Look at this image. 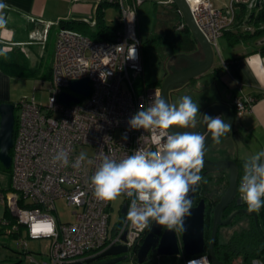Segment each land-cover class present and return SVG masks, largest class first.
Here are the masks:
<instances>
[{
	"label": "built area",
	"instance_id": "2783aa9c",
	"mask_svg": "<svg viewBox=\"0 0 264 264\" xmlns=\"http://www.w3.org/2000/svg\"><path fill=\"white\" fill-rule=\"evenodd\" d=\"M106 1L119 10L121 27L115 39L93 41L73 30L61 29L57 34L48 105H40L34 97L16 105L20 114L16 116L12 148V187L0 193V200L6 204L15 223L7 219L1 223L26 253L29 250L26 238L47 241L43 260L38 262L32 258L35 264H78L116 246L129 248L132 260L137 262L133 264H139L137 253L151 231V227L139 233L124 227L126 213L122 210L130 203L124 196H121L120 220L112 227L113 201L94 198L90 181L105 155L119 161L138 148L156 149L152 134L143 129H130L128 120L141 104L147 107L155 92L161 93L160 87L149 86L147 82L138 93L134 82L145 76L138 8L147 0ZM156 1L161 5L174 4L173 0ZM186 1L196 26L218 54L219 40L235 23L238 7L252 9L257 5V0H231L229 6L219 8L211 0ZM177 14L183 17L180 9ZM134 48L135 57L129 58ZM101 75L107 76L106 81ZM84 79L91 84L88 97L70 91L72 81ZM64 92L79 97L81 102L64 105L59 98ZM256 102L253 96L236 99L238 116L245 115ZM87 148H93V155L87 154L86 161L77 167V157ZM60 149L68 152L66 166L53 163ZM59 199H66L67 205L75 209L73 222L63 224L52 215L57 212ZM38 222H51L53 232L36 234L34 225ZM22 229H25V238ZM177 235L181 243V233ZM182 255H185L183 251L178 256ZM202 255L213 264L208 252ZM189 260H184L183 264Z\"/></svg>",
	"mask_w": 264,
	"mask_h": 264
},
{
	"label": "clouds",
	"instance_id": "9594fccd",
	"mask_svg": "<svg viewBox=\"0 0 264 264\" xmlns=\"http://www.w3.org/2000/svg\"><path fill=\"white\" fill-rule=\"evenodd\" d=\"M3 7L0 4V9ZM5 23L4 17L0 16V27ZM134 57L135 48L129 58ZM106 77L101 75L102 80L106 81ZM201 125L206 126V132L197 131ZM128 126L132 130L143 129L151 133L156 149L138 148L119 161L103 156L90 178L94 198L102 202L115 201L121 196L128 198L130 203L123 224L138 233L149 229L153 223L170 232H186V218L192 215L193 208L190 193L201 182L206 183L200 175L204 167L206 139L210 134L211 141L219 144L221 138L231 131V125L223 116L200 113V105L193 102L191 96L185 95L178 103H169L160 92H155L147 107L141 104L128 120ZM86 159V154L81 152L76 166ZM57 162L66 166L68 152L64 149L57 151L53 163ZM238 192L249 213H259L264 207V150L243 163ZM38 228L46 230L41 233ZM34 232L51 234L53 224L38 222L34 225ZM187 264H209V260L202 255L190 259Z\"/></svg>",
	"mask_w": 264,
	"mask_h": 264
},
{
	"label": "crops",
	"instance_id": "0c3cea01",
	"mask_svg": "<svg viewBox=\"0 0 264 264\" xmlns=\"http://www.w3.org/2000/svg\"><path fill=\"white\" fill-rule=\"evenodd\" d=\"M105 1L106 0H0V4L4 5V7L0 9V16H3L6 21L5 25L0 27V43L4 51H23L27 60H32V55L30 54L32 51L34 55L33 61L36 63V66H38L39 61L43 57V52H41L40 47L45 50L47 42L51 38L50 35L52 31L56 29V33L58 34L62 29L60 24H58L59 21L82 20L94 27L96 25V10L98 6ZM211 1L219 8L227 6L220 0ZM68 4H71V7H68V13H65L64 10L67 8ZM114 8L116 9V7ZM110 11L111 10L105 11V22L113 26L118 25L119 14L115 16V22L117 23H111L107 19V12ZM257 12L258 10L251 11V8L248 7V18L251 17L252 13L256 14ZM168 21L167 23L161 20L159 22V26L162 27L163 32L169 31ZM258 28L263 29L261 25ZM258 28L255 22L249 23V19L239 27L233 25L229 28L232 33L238 35V38L236 40L233 38L231 39L232 42L228 44L230 46L228 49L232 48V46H243V50L239 54H228L229 58H225L220 53V63H218L217 66L214 63L213 68L206 72L205 75L194 78L195 81L192 87L201 92L199 94L201 97L192 98L193 102L200 105V113L205 114L213 107L224 106L231 112V115H233L231 131L221 138L219 144L215 142L212 143L206 152L207 158L213 161L227 160L233 163L235 162L238 164V168L239 164H243L246 159L256 152L264 150V54L261 52V49L264 48V33L260 35L257 34ZM173 29L175 32L181 31L178 27H173ZM241 29L243 37H239ZM139 33L142 38L140 21ZM225 34L220 38V41L229 39ZM191 40L194 43L193 51L178 53L184 56L177 54V56L182 59V62L176 61L175 57H171V59H173L171 63H177L175 71H172L171 75L181 74V72L193 69V67L205 61L206 55L204 50L200 43L194 38L193 34ZM143 42L142 38V45ZM142 58L144 59L146 74L144 45L142 48ZM167 77L168 76L162 81ZM12 78V76L4 74L0 68V102L5 101L11 103V101H13L9 91ZM178 88L177 86L174 89L178 90ZM245 96H253L257 98V102L251 109L245 112V115L240 117L237 114L235 100L244 98ZM178 101L174 100L173 103H178ZM220 114L223 115V113ZM223 116L225 119V115ZM200 118L198 114L197 119L199 120ZM11 175L12 174L5 169L3 163L0 162V193H6L11 190ZM208 177H210L209 180H211L212 177H217L215 179L217 182L219 180L217 183L218 187L216 186L217 188L214 187V189L211 188L217 194L223 195L227 191L224 189V183H226L227 180L230 181L231 176L229 169L219 174H211ZM241 211L243 212L241 215L234 216V218H236L235 224L238 223L240 226L235 232L248 229L251 225L250 213L247 211V206H243ZM4 219L12 222L13 217L7 209L6 204L0 200V236L3 239H5L4 236L7 235L6 227L1 223ZM29 250L27 256L33 258L34 252ZM46 251L43 252V256L38 262L43 260ZM9 257L7 253H0V264H6ZM237 260L241 261V264H244L242 258L239 257ZM254 264L256 263L254 262Z\"/></svg>",
	"mask_w": 264,
	"mask_h": 264
},
{
	"label": "rangeland",
	"instance_id": "374dc122",
	"mask_svg": "<svg viewBox=\"0 0 264 264\" xmlns=\"http://www.w3.org/2000/svg\"><path fill=\"white\" fill-rule=\"evenodd\" d=\"M71 1V0H70ZM225 5L229 6L231 0H220ZM226 6V7H227ZM71 7V4L67 5V8L64 10L65 13H68V9ZM73 7V4H72ZM224 7V8H226ZM138 20L140 21V32L142 33L143 38V45L145 48V57H146V74L145 78L140 77L138 79H135V86L137 92H141L144 88L145 82L149 86L152 87H158L163 84L164 81H162L166 76H170L172 71H175L176 62L174 64L171 63V57H175L176 61H181L182 59L177 56L178 53H173V51H176V49L171 47V38H174L176 36H180L183 34L182 31L175 32L173 27H178L179 23L181 22V18L178 16L177 11L173 6L170 4L161 5L156 0H147L145 3L142 4L141 7L138 8ZM106 10H111L110 12H107L108 20L111 23H117L115 22V16H118L119 10H116L113 6L107 7ZM113 19H112V18ZM164 17V18H163ZM167 21L169 22L168 30L164 31L162 30V27L159 26V22ZM56 30V29H54ZM52 31L50 35V40L47 42L46 49L40 47L41 52H43V57L39 61L38 66H36V63L33 61V52L31 51L30 54L32 55V60H27V62L30 64V68L34 71L36 70L37 76L34 78H12L11 85L9 87L10 96L12 97L11 101L14 104H18L23 99L31 100L33 97L37 100V102L46 107L49 103V95H50V80L47 78L48 72L53 69L54 66V57H55V46L57 41V30ZM162 30V31H161ZM243 33L242 29L239 34ZM141 38V42H142ZM231 39L225 41L219 40V47H220V53L225 58H229L228 54L234 53L239 54L243 50V46H232V48L228 49L230 47L228 44L231 43ZM1 45V43H0ZM183 53V52H182ZM215 54V65L217 66L218 63H220L221 58L220 54L216 50H214ZM181 55V54H178ZM184 56V55H181ZM144 63V59H143ZM183 64V63H182ZM181 66V65H178ZM145 67V63H144ZM195 80L182 83V85H179L178 90L172 89L170 91L171 93V103H173L174 100L178 101L181 97L188 95L192 98L195 97H201L199 94L201 93L199 90H195L193 87V83ZM181 86V87H180ZM177 87V86H176ZM20 112L16 111V116H19ZM84 153L87 155H93L94 150L93 148H87L84 150ZM13 154V151H12ZM9 173L12 172V168L8 170ZM200 175L203 177L202 172ZM217 177H212L211 180L206 181V185L208 189L211 190V188L214 189L219 182L215 180ZM221 179V178H220ZM216 184V185H215ZM218 187V186H217ZM216 187V188H217ZM212 189V190H213ZM216 192L213 191V194ZM123 198L118 197L115 201L112 203V210H111V225L112 227L115 226L120 220L119 218V211H120V204L122 203ZM56 208L57 212H53L52 215L58 220L59 222L66 224L71 223L74 221V212L75 209L72 207H69L67 205L66 199H59L56 202ZM225 222H227L225 220ZM224 222V223H225ZM240 226L237 224L235 225H223L221 226L220 236L222 243H226L230 240L231 236L234 234L235 231H237V228ZM7 234V233H6ZM23 237L25 238V229H22ZM8 235V234H7ZM5 235V239H3L0 236V253H7L9 259L6 261V264H35L32 261V258H29L27 256V253L23 248L18 247L17 238L15 236ZM15 238V239H14ZM26 241L28 242V246H30V250L34 252L33 258H36L37 261L41 259L43 256V252L46 251L47 248V241L42 240H33L26 238ZM256 262V261H255ZM137 263L136 261L132 260L131 255H129V259L124 264H133ZM177 264L175 257L172 256H165L160 257L157 255V253H153L149 256L148 260L142 264ZM183 264V262H182ZM235 264H241V261H238ZM260 264V262L258 263Z\"/></svg>",
	"mask_w": 264,
	"mask_h": 264
},
{
	"label": "water",
	"instance_id": "95a60500",
	"mask_svg": "<svg viewBox=\"0 0 264 264\" xmlns=\"http://www.w3.org/2000/svg\"><path fill=\"white\" fill-rule=\"evenodd\" d=\"M260 1L257 0V6H260ZM174 4L178 9H180L183 13V19L186 22L189 31L193 34L194 38L200 43L201 47L204 50L206 55L205 61L193 67V69L181 72V74H174L167 77L162 86L161 93L163 97L171 103V93L170 91L182 83L189 82L194 80V78L203 76L206 72L210 71L213 68V64L215 61V54L212 48V45L206 37L202 34V32L196 26L194 18L192 17L190 6L188 5L186 0H173ZM70 91L74 92L82 97H88L91 93V84L88 79H84L82 81H72L70 84ZM60 101L69 106L71 103H80L81 99L79 97H75L66 92L60 94ZM16 104L10 102H1L0 103V162L3 163L5 169L9 170L12 168V151L14 145V134L16 130ZM223 113L225 115V122L232 125L233 123V115L231 112L224 106L213 107L209 109L205 114L210 116H216L217 114ZM174 131V130H170ZM197 131L203 133L206 132V126L201 125L198 126ZM214 141H211V137L206 139L205 142V152L208 151L209 147L212 145ZM203 176H209L211 174H219L224 170H230V181L227 191L224 193V196L221 198V202L214 209V220H213V229L211 234V241L206 248V238H205V218H206V202L204 199H201L197 206H193L192 215L186 218V232L181 233V243L178 239L177 233L170 232L163 227L158 225L151 226V231L143 240V244L141 245L138 251V263L142 264L146 262L149 256L153 253H157L160 257L172 256L177 257L182 253V251L187 256H201L203 253L208 252L211 263L213 264H225L221 262L216 255L214 250L215 245L217 243V236L219 233V229L223 225H228L232 219L227 222H223V212L226 208H228L232 203L236 202L240 207L244 206L241 198L238 196V181H239V168L237 163H233L231 161L222 160V161H213L207 158V153L204 157V167H203ZM199 187V186H198ZM195 188L193 192L190 193L193 205L195 203L197 189ZM127 206H125L122 210V213H126ZM129 248L125 246H116L114 248H110L106 250L103 256H116L121 254H127ZM127 257L117 259L113 262H108L107 264H117L119 262L125 261ZM84 261H81L78 264H83Z\"/></svg>",
	"mask_w": 264,
	"mask_h": 264
},
{
	"label": "trees",
	"instance_id": "16d2710c",
	"mask_svg": "<svg viewBox=\"0 0 264 264\" xmlns=\"http://www.w3.org/2000/svg\"><path fill=\"white\" fill-rule=\"evenodd\" d=\"M175 8L176 11H178V7L175 6V4H170ZM112 6L107 1L104 3H101L97 8V14H96V25L92 27L89 23H86L84 21H75V20H69L64 21L61 20L58 22L60 24V27L62 29L67 30H73L75 32L83 34L84 36L89 37L93 41H113L116 37V33L118 32V29L121 27L120 22L118 25H109L107 22H105V9L107 7ZM114 7V6H113ZM252 10H258V12L252 13L251 17L248 18V7L240 5L237 9V18L235 20L234 26H241L246 20L249 19V23L255 22L256 27H263V29L258 28L257 34L264 33V0L260 1V6H254L252 7ZM183 25V27H181ZM258 25V26H257ZM179 30L183 32L182 35L171 38V47L176 49V51H173V53H181V52H191L194 48V43L191 40L192 33L189 31V28L187 27L185 20L181 17V22L178 26ZM229 31V32H228ZM226 32L225 35L228 36L230 39L236 40L238 35L232 33L229 29ZM239 37H243V34H239ZM261 52L264 54V48L261 49ZM0 68L3 71L4 74L8 76H12L14 78H34L38 74H36V70H32L30 68V64L27 62L26 55L23 51H4L3 46L0 45ZM51 70L48 72L47 78L51 80L52 74ZM162 86V85H161ZM161 86H158L161 88ZM1 103V102H0ZM17 105V104H16ZM12 154V153H11ZM243 175V164H239V181L238 186L240 183V180ZM204 177V176H203ZM204 179L207 181V178L204 177ZM209 180V179H208ZM222 181V180H221ZM229 181L227 180L226 183H224V189H228ZM196 199L193 206H197L201 199H204L206 202V218H205V238H206V248L208 247L210 241H211V234L213 229V220H214V209L215 207L221 202V198L224 196L221 194H213V190L208 189L206 183L201 182L199 184V187L197 189ZM238 197V196H237ZM244 206H247L244 204ZM241 208L237 200L236 202L232 203L228 208L224 210L223 219L225 220H231V222L228 225L235 224L234 216H239L243 212L241 211ZM250 227L248 229H243L241 231L235 232L230 240L226 243H222L220 236L221 228L219 229L218 233V240L215 245V252L217 257L221 262H224L225 264H235L236 260L242 258L244 261V264H254L255 261H259L261 264H264V207L261 208L259 213H250ZM12 223L14 222V219H12ZM196 256H177L175 257V260L177 264H182L184 260H189L190 258H193ZM152 264V263H150Z\"/></svg>",
	"mask_w": 264,
	"mask_h": 264
},
{
	"label": "flooded vegetation",
	"instance_id": "af4514ba",
	"mask_svg": "<svg viewBox=\"0 0 264 264\" xmlns=\"http://www.w3.org/2000/svg\"><path fill=\"white\" fill-rule=\"evenodd\" d=\"M210 176V175H209ZM207 179H210V177H206ZM106 250H104L105 252ZM104 252L99 253V254H93L92 256H89L83 264H107L108 262H113L116 261L117 259L120 258H125L127 257V259L125 261L119 262L117 264H124L128 259H129V255L131 253V250L128 251L127 254H121V255H116V256H103Z\"/></svg>",
	"mask_w": 264,
	"mask_h": 264
},
{
	"label": "snow or ice",
	"instance_id": "6c2138e0",
	"mask_svg": "<svg viewBox=\"0 0 264 264\" xmlns=\"http://www.w3.org/2000/svg\"><path fill=\"white\" fill-rule=\"evenodd\" d=\"M44 230H46V229H44V228H38L37 229V231H44Z\"/></svg>",
	"mask_w": 264,
	"mask_h": 264
}]
</instances>
